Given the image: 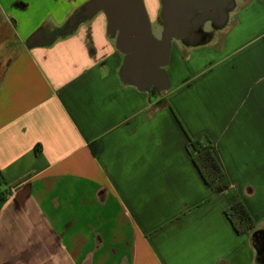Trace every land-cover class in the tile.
Instances as JSON below:
<instances>
[{
    "label": "crops",
    "instance_id": "obj_1",
    "mask_svg": "<svg viewBox=\"0 0 264 264\" xmlns=\"http://www.w3.org/2000/svg\"><path fill=\"white\" fill-rule=\"evenodd\" d=\"M88 1L0 0V264H257L224 209L234 193L264 229V0L172 41L155 94L120 79L102 12L61 35ZM204 136L210 185L185 149Z\"/></svg>",
    "mask_w": 264,
    "mask_h": 264
},
{
    "label": "water",
    "instance_id": "obj_2",
    "mask_svg": "<svg viewBox=\"0 0 264 264\" xmlns=\"http://www.w3.org/2000/svg\"><path fill=\"white\" fill-rule=\"evenodd\" d=\"M233 0H160L161 34L156 38L143 0H89L69 20L62 33H68L80 18H88L101 11L106 19V32L114 36L115 48L123 54L119 77L137 90L163 92L169 82L165 66L173 40L194 43L198 29L206 21L221 27ZM42 37V38H41ZM41 31L26 41L28 46L44 43ZM251 237L264 238V229H256ZM255 260L264 264V254L254 248Z\"/></svg>",
    "mask_w": 264,
    "mask_h": 264
},
{
    "label": "trees",
    "instance_id": "obj_3",
    "mask_svg": "<svg viewBox=\"0 0 264 264\" xmlns=\"http://www.w3.org/2000/svg\"><path fill=\"white\" fill-rule=\"evenodd\" d=\"M62 31L61 35L66 34L62 33ZM185 149L190 156L193 165L199 172L204 184H213L223 176V169L215 157L213 144L207 136L195 139L187 137ZM96 151L97 150L95 149L94 152ZM5 197V193H0L1 200H4ZM228 199L229 204L224 209V214L232 225L234 232L237 235L246 232H253L255 230V222L243 201L234 193H229ZM251 243L253 248H256L260 252L259 257H261L263 254L261 253L257 240L251 237Z\"/></svg>",
    "mask_w": 264,
    "mask_h": 264
},
{
    "label": "rangeland",
    "instance_id": "obj_4",
    "mask_svg": "<svg viewBox=\"0 0 264 264\" xmlns=\"http://www.w3.org/2000/svg\"><path fill=\"white\" fill-rule=\"evenodd\" d=\"M243 0H233V5L234 6H237L239 5ZM145 5V8H146V11H147V15H148V18H149V21H150V26H151V32L152 34L156 37V38H159L160 37V34H161V25L155 20L154 16H153V13L151 12V5L150 4H144ZM234 10V9H233ZM231 10L229 13H228V16L231 14V12L233 11ZM101 12V11H100ZM206 23H210L209 21H207ZM209 26V25H208ZM203 28V27H202ZM214 35L216 36V38H220L222 36V33H220V31H217L216 33H214ZM114 38V36H113ZM173 42L175 43H183L182 41H178V40H173ZM191 47L188 46L186 47L185 51H184V54L185 53H190L191 52ZM9 53H0V79H1V74H2V70H1V67L2 65L4 64L5 62V59L7 58V55ZM165 69H167V67H165ZM171 69H168V72H170Z\"/></svg>",
    "mask_w": 264,
    "mask_h": 264
},
{
    "label": "flooded vegetation",
    "instance_id": "obj_5",
    "mask_svg": "<svg viewBox=\"0 0 264 264\" xmlns=\"http://www.w3.org/2000/svg\"><path fill=\"white\" fill-rule=\"evenodd\" d=\"M233 8V7H232ZM232 8L231 9H229V10H227V15H228V13L232 10ZM207 22V21H206ZM206 22H204L200 27H199V29H198V39H197V41L196 42H198V41H201V40H204L205 38H207V36L209 35V31L211 30V29H213V25L212 24H210V23H206ZM209 25V26H208ZM203 27V28H202ZM150 92L152 93V94H155L156 93V91H152V90H150ZM257 242H258V245H259V248H260V250H261V253L262 254H264V238H259L258 240H257Z\"/></svg>",
    "mask_w": 264,
    "mask_h": 264
}]
</instances>
